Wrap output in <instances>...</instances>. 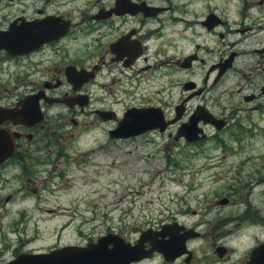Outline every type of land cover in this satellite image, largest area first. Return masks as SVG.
<instances>
[{
  "label": "flooded vegetation",
  "instance_id": "1",
  "mask_svg": "<svg viewBox=\"0 0 264 264\" xmlns=\"http://www.w3.org/2000/svg\"><path fill=\"white\" fill-rule=\"evenodd\" d=\"M146 108L151 120L162 114L163 131L118 135L128 111ZM195 117L199 131L179 133ZM4 133L15 151L0 178L17 170L23 181L0 192L7 215L30 208V173L50 155L62 164L68 152L56 146L73 136L101 134L98 145L115 150L167 135L186 148L171 159L165 144V154L188 163L175 165L181 192L158 217L123 216L85 241L62 234L47 249H24L19 239L8 250L2 230L0 264L89 243L105 249L97 264H264V0H0ZM248 146L253 153L243 154ZM242 155L252 156L248 171ZM162 242L171 243L166 254Z\"/></svg>",
  "mask_w": 264,
  "mask_h": 264
},
{
  "label": "rangeland",
  "instance_id": "2",
  "mask_svg": "<svg viewBox=\"0 0 264 264\" xmlns=\"http://www.w3.org/2000/svg\"><path fill=\"white\" fill-rule=\"evenodd\" d=\"M121 98L124 104L130 102L125 100V96ZM226 137L229 139L232 135L227 134ZM102 138L101 134L90 133L76 142L74 136L61 140L64 144L56 146L57 153L60 150L68 152L59 158L64 160L62 164L58 166L59 161L50 162V159H55V154L50 155L47 161H39L35 172L30 173L33 183L23 193L29 195L30 208L17 209L19 214L7 215L6 209L0 211V233L2 230L8 232L5 239L8 250L16 249L19 239L25 243L24 249L56 247L62 244L59 243L61 235L67 233L69 238L85 241L87 237L95 236L97 231L104 232L111 221L117 223L123 216L131 221L136 218L143 221L158 217L160 210L174 205L173 195L181 192V188L176 186L172 171L177 163L183 166L188 161L176 163L170 160L163 147L170 143L174 149V156L170 158L175 159L178 158L177 152L186 148L185 145L170 140L166 135L159 141L148 143L139 139L109 150L105 143L98 145ZM242 153H253V150L248 146ZM242 156L243 159H251L245 161L243 170L248 171L252 156ZM237 162V156L229 157L227 165ZM16 172H3L0 192H10L12 184L23 183L15 176ZM37 187L42 189L41 194L39 190L34 191ZM38 203L55 212H43L37 207ZM60 208H65L66 213H57ZM93 209H97L96 219L82 226V217H91ZM0 239H3L2 235ZM4 246L0 241V248Z\"/></svg>",
  "mask_w": 264,
  "mask_h": 264
},
{
  "label": "water",
  "instance_id": "3",
  "mask_svg": "<svg viewBox=\"0 0 264 264\" xmlns=\"http://www.w3.org/2000/svg\"><path fill=\"white\" fill-rule=\"evenodd\" d=\"M149 111H151V108L128 111L119 124L118 135L127 137L156 128L163 131L167 127L168 123L164 121L162 114L157 112L156 120H151ZM197 122L198 118H192L188 123L184 124L180 128L179 133H182L184 129L191 133L198 132L199 129L196 127ZM130 127H133L132 131H129L131 130L129 129ZM196 136L197 135H195V137ZM187 138L189 140L192 139L188 136ZM14 151V145L4 133L3 137L0 136V164L11 156ZM106 238L107 237L102 238L100 242L104 241ZM170 244L169 242H162L159 249L166 254L170 250ZM66 250H70V252L67 253L63 260L62 255ZM72 250H74V253ZM82 250L83 252L79 254L78 251ZM104 251L105 249L103 245L100 244L96 246L93 243H89L87 246L71 245L65 248L62 247L61 249L53 250L51 252L21 255L18 259L10 262L9 264H97V259L105 256Z\"/></svg>",
  "mask_w": 264,
  "mask_h": 264
},
{
  "label": "bare ground",
  "instance_id": "4",
  "mask_svg": "<svg viewBox=\"0 0 264 264\" xmlns=\"http://www.w3.org/2000/svg\"><path fill=\"white\" fill-rule=\"evenodd\" d=\"M185 134V133H184ZM64 213H66V212H64ZM67 215V214H66ZM140 252V251H139ZM134 254V253H133ZM132 253H131V255H133Z\"/></svg>",
  "mask_w": 264,
  "mask_h": 264
}]
</instances>
